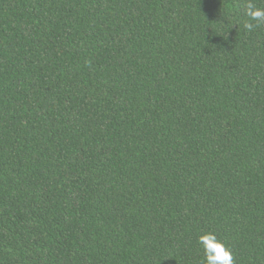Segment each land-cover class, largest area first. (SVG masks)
Listing matches in <instances>:
<instances>
[{"label":"trees","instance_id":"16d2710c","mask_svg":"<svg viewBox=\"0 0 264 264\" xmlns=\"http://www.w3.org/2000/svg\"><path fill=\"white\" fill-rule=\"evenodd\" d=\"M247 2L0 0V264H264Z\"/></svg>","mask_w":264,"mask_h":264},{"label":"clouds","instance_id":"9594fccd","mask_svg":"<svg viewBox=\"0 0 264 264\" xmlns=\"http://www.w3.org/2000/svg\"><path fill=\"white\" fill-rule=\"evenodd\" d=\"M244 15L247 17L243 24L246 31L251 32L264 25V7H257L251 0L245 5ZM197 242L204 251L206 264H234L231 249L215 233L199 235Z\"/></svg>","mask_w":264,"mask_h":264}]
</instances>
